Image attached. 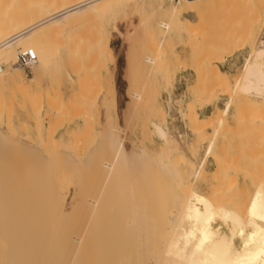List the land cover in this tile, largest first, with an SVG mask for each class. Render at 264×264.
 <instances>
[{
  "label": "rangeland",
  "instance_id": "obj_1",
  "mask_svg": "<svg viewBox=\"0 0 264 264\" xmlns=\"http://www.w3.org/2000/svg\"><path fill=\"white\" fill-rule=\"evenodd\" d=\"M110 1L112 0H109V2L107 1L108 3H104V2H102L103 4L98 3L94 8H89V11L88 9H85L86 11H88L85 14L81 15V13L85 12V10H82L73 15H70L64 19V23L52 27L51 35L48 39V45H47L48 46L47 57L49 58L45 57L50 61L47 60L45 64L41 65L40 67H32L28 75H26L25 71L21 67H18L15 64H11L8 61L2 63L3 64L2 67L5 69L8 68L10 70L13 67L18 68V71L22 76V82L24 85L27 83V79H30V77L31 78L34 77V79L36 80L35 81L36 86L34 88V91H32L31 93H27V96L26 95L20 96L15 94L11 88H6L5 86L0 85V137H1L0 172L3 171L6 172L7 170V172L10 173V175L12 176L22 171L25 174V176H27L26 179L28 181L32 179L29 181L30 183L24 182V184L32 186L35 194H37L40 191L37 195H39V197L41 198L44 195L46 196L49 194V196H47V201L49 200V202L47 203L50 204V206L53 207L54 210L57 208L55 213H58L60 208H61L60 212L61 211L65 212L67 210H70L74 206H76L77 208L83 203H88L86 202L87 198L90 199L91 197H93V195L94 196L98 195V193L103 189L104 192L106 193H104L102 190L99 195L100 197L102 196L101 198H104L103 199L105 201V203H103L104 210L101 209L102 205L99 203L101 205V207H99V210L100 211L103 210V211L97 212L98 217L104 211H105L104 214L102 213L103 215L102 214L101 215L102 216L106 215L104 217L105 218L107 217V219L111 218V216H109L111 213H112L111 215L118 214L119 216L121 215L120 217L116 215L119 218L123 216V218L130 217L129 219L131 220L134 219V222L136 221L137 223L135 222L133 224L132 221V223L130 224L138 227L141 225V223H145L144 221L142 222V220H144L145 215L148 211V213L151 214V215L149 214L151 218L147 216L148 219L150 220L147 219L145 220L150 221V224L152 226L156 225L155 227L158 228L159 223L161 224L160 221L162 220H158L157 223L155 222L156 221L155 219L159 216L158 219L161 218L164 221V218L170 217L168 216L169 215L168 213L171 211V209L169 208L172 207L168 206L169 199H167L166 204L168 203V205L164 204L163 202V206L169 208L165 207L166 209H164V207L162 205L161 206L163 207V210H165V212H167L166 211L167 209L169 210V212L166 213L165 216L161 214L160 216L159 213L160 212L162 213L163 210H161L162 209L161 206L158 207L159 202H157V200L159 199L161 200L162 198L161 196L164 195V193L162 194L160 191L162 188L159 190L160 193L158 194L160 195H159V199L158 197L156 198L157 200L155 199L157 194L156 195L154 194V191L156 192V190L151 189L149 194L148 188L156 187V189H159L157 187L159 184H163L167 182L169 179L175 177V171L182 172L183 170H186L187 161L190 160L191 162H193V166L196 167V165L202 161V158L205 157V155L203 156L204 154L203 145H205L206 143V138L205 137L202 138V143L200 148L198 146H195L194 145L195 134L191 132L189 130V127H187L186 125L189 124V121L191 119L190 116L194 114H196V116L198 117L197 124L206 123L205 121H207L208 118H206L205 116L214 114L216 106L221 108L225 100L227 99V96L229 95L228 89L230 90L232 88V85L230 84V86H228V88H226L225 91H221L222 93H219L218 91L220 89L219 83L217 82L216 84L215 81L213 82V79L215 78L214 80H216V77L212 79L211 78L212 76L209 75L212 71L211 70L212 67L214 65H217L221 70L225 71L230 78H235L236 76L240 75V69L244 64L245 58L248 56V53L249 52L251 53L250 51L251 49H249L251 47L249 45H245L239 49L233 48L231 49L232 51L230 50L231 51L230 53L223 55V57L220 59L221 62H216V59H214L215 57L213 56L212 53H205L204 51L203 47L204 44L206 43L205 40L206 38L205 39L203 37L189 38L188 37L189 35H187L183 30L179 29L177 31V27L181 28V24L179 22L168 20L169 19L167 15L168 9L170 5L177 4L176 0H172V1L129 0V2L128 0H123V1L113 0V2ZM120 1H122L121 2L122 5L118 6V3ZM184 16L190 19L194 18L192 15H184ZM180 20L182 21L183 19L181 18ZM139 21H141L142 23ZM160 21L168 22L169 27L167 29L161 28L158 24ZM257 31L259 32L258 33L256 32L254 35L256 37H254L255 39H253L254 40L253 41L254 44L252 43L253 47L259 46L258 39L261 28H259ZM148 33L149 35H145ZM150 35L151 37H153L152 40H150L151 43L152 42L154 43L153 46H152L153 43L151 44L150 41L149 43H146L148 42L147 41L148 37L151 38ZM145 36L148 37L146 38ZM194 38H196L197 40H195ZM193 40L195 41V43ZM28 41H29L28 39L22 38L20 40H16L15 43H26L27 45H30ZM156 43H157V47L159 46V48L157 47L155 48ZM147 44L149 45V47ZM194 45L196 46V48H194L195 47ZM19 49L22 48H18V50ZM135 49L136 51H134ZM201 50H203L204 52ZM154 54L156 55V57ZM198 54L201 55V57ZM6 56L10 57L13 61V58L11 57V51L6 53L5 57ZM147 57L151 58L154 62L148 61ZM1 59L3 60L4 57ZM46 63L47 66H45ZM201 63L205 64L204 65L205 69L204 72L202 73V75L205 74V76L197 77L196 74L193 71H191V69L199 68V66L201 67L202 66ZM209 78H211L212 81ZM197 83H199L200 85ZM196 84L198 85V87L196 86ZM200 89L201 91L207 90L208 96H206L204 99L205 103L199 107L198 106L195 107L193 110L194 113L192 115L190 114L189 116L188 111L185 109V103L189 99H191V97L194 96L195 93L197 94L200 91ZM213 92L215 95L213 94ZM134 93L136 94L134 95ZM140 101L143 103H141ZM139 102L140 104H138ZM258 105H260V102H254V101L250 102L243 94H241L238 91L235 92V94L233 95V100L229 114L227 116V120L225 121L224 125H222L223 128L220 129V135L216 141V145L218 147V151L215 154L216 157L215 155L213 156L207 155L204 161L203 168L198 172V174L194 178L192 173L194 172V170H188L187 173L189 175L187 174L186 177L182 178V181L180 183L181 187H184L182 185L188 184L189 182L188 187L193 188L194 190H196L197 192L203 195L211 196L212 191L214 192L217 190V188H221L223 186L225 187L227 185L226 187H229L234 194H242V198H244V201L240 203L241 205L240 208L243 209L245 202L247 201L248 197H250V193H252L253 191L252 189L257 187V184L264 181V160H262L264 159L263 158L264 131L262 132L261 130L264 128H261L260 125L262 124L263 121L262 119H264V117H261L259 114L258 115L260 117H257L258 115H256V109ZM250 106L252 107L250 108ZM236 113L238 114L237 116ZM161 114L163 115L161 116ZM239 115L241 116L239 117ZM250 121L254 124H252ZM260 121L261 123H259ZM236 122L237 125L239 124V126L236 125ZM155 123L161 124L162 130L165 132V137L167 139L170 140L171 135L177 137L176 140L179 141L178 142L179 144L185 146L188 155L185 156L183 151L180 148H178V145H176V143L174 142L169 143V145H165L161 137L154 131L153 124ZM258 126H260L259 131L262 132V134L260 133V136L259 133H257L258 131L254 130V129H258ZM107 127L109 128L111 134H114L112 136L115 139L117 140L119 139L121 141L123 151L128 156L130 162L132 164L134 163L133 165L140 166V164H143V161L141 163V160L144 159V161H146L148 165L150 164V167L151 165L153 166L156 165L158 168H160L158 169L157 167L154 166L156 169L159 170L160 173L154 167H153L154 169L152 168V171L149 168L150 170L149 171L148 168H146L147 165L145 166V163L140 167L138 166V168L132 165L133 167L126 168L125 171L122 170L125 173L124 172L121 173L122 175H120L121 177L120 182L121 183L124 182V184L121 185L119 183L120 185L119 186L117 183L113 184L114 181L113 182L109 181L112 185H108L109 183H107V181L100 179L102 180L101 182H103V184L100 185L101 182L98 180L101 177L94 175L95 173L92 172L95 171L94 167H96L99 164V161L102 158L107 159L110 156L109 153L112 154L111 149L108 148L111 152L109 150H108L109 152L107 151L106 142H105L104 134L106 133L105 130L107 129ZM207 132H211V127L207 129ZM247 133L249 136L247 135ZM3 137L5 139H3ZM20 138L22 139V141ZM26 139L31 144L28 143ZM4 140H6L7 143L3 142L4 144L3 145L2 141ZM15 140H17V142ZM248 140H250L251 143ZM13 142L15 143L11 144ZM20 143L21 144L23 143V147L26 150H28V145H30L29 148L31 153L33 155L35 154V157L36 155H38L37 158L40 161L37 162L35 160L36 162L30 163V165L27 163L29 167L27 166V164L23 166L24 168L20 167L19 164L20 160L18 161L17 159L18 157L17 154H19V152L16 151V146L14 147V145H21ZM5 144L6 145L8 144L7 145L8 148L6 147V149L8 150L6 151L4 150V147L6 146ZM255 145H257V147ZM1 146H3L2 151H1ZM31 147L35 148L36 150L33 148L31 149ZM63 147H65L66 150ZM241 149L243 150L247 149V150L242 151ZM62 150H64L65 152ZM245 151L248 154L249 153L250 154L248 155ZM4 153L7 154L4 155ZM20 154H19V159H22L24 156ZM89 154H92L95 159L93 168H91V166L89 167V165H85L84 163L85 158ZM54 155L57 158L54 157ZM131 155H133L132 157H137L138 159L139 158L141 159L143 157L144 158L141 159L139 161L140 163L138 162L139 163L138 164L137 161H134V159H132L133 162L131 161V159L129 158V156L131 157ZM69 156L74 158L72 159ZM164 156L166 158H164ZM188 156L190 157V159ZM66 157L69 159H67ZM110 157L111 159L113 158L112 155ZM9 158L11 162L9 161ZM75 158L76 160H74ZM216 158L219 159L217 160V162L220 161L219 162L220 165H218L217 167L214 164H212L213 162L216 161L215 160ZM52 159L56 161L53 162ZM57 159H60L61 161ZM166 159L170 160V162H168L169 175L170 173H173V177H171L172 176L171 175L170 178H168L169 177L168 175L165 176V174L168 173L165 172L168 170L164 171L165 170L164 168L159 167L160 163L163 167L164 160ZM223 159L227 161L225 162L223 161ZM175 160L178 162H175ZM161 161H163V163ZM7 162L8 163L10 162V165L14 164L15 167L19 165V169L18 167L15 168L12 167V165L10 166L9 164H6ZM37 163L40 165H38ZM68 164H70L69 165L70 167L68 166ZM255 164L259 168L256 167ZM128 166L129 165H127V167ZM76 167L79 168L76 169ZM125 167L123 166V168ZM134 167L135 170L133 171ZM139 168L142 169L140 172L137 171ZM13 169L16 170L13 171ZM17 169L19 170V172ZM162 169L165 173L164 174L162 172L163 176H165V180L167 181L164 180L163 183L162 182L159 183L160 181H162L161 179H164L163 176L161 178ZM24 170H27L28 172ZM125 175L127 176V178H125L126 177ZM123 178L124 181H121V179ZM13 180L16 179L14 178ZM217 180H218V185L216 183ZM14 182L17 183V180ZM155 182L156 183L158 182L159 184L157 183L158 184L157 185L155 184ZM104 183L106 184V186L104 185ZM169 183L171 184L170 180ZM173 183L177 184L176 181H174ZM37 185L38 187H36ZM103 185L105 187H103ZM107 185L109 187L111 186L112 188L114 186L115 187L114 190H116L117 188V191L119 192L116 191L117 193H115V191L111 187L110 189ZM94 186H96V188ZM142 186L144 188H142ZM166 186L170 188L169 184L168 185L166 184ZM166 186L164 187L165 189ZM119 187H121L122 189H120ZM159 187H163V185L162 186L159 185ZM175 187L177 188V185H175ZM96 189L97 192H94L96 191ZM109 189L113 190L114 192L109 191ZM138 189L140 190L148 189L146 191H148L149 196L150 195L152 196L154 194L153 198H151L152 200L150 201L152 202L155 199L153 203H151V205H153L154 208L153 206L150 207V205L147 206L148 204L146 203V201L143 202L144 200L143 198L146 197V196L144 197L143 193H145L146 191L142 192L143 194V198H142L141 194L138 193V192L141 193V191ZM165 189H162V191L165 192ZM124 190L126 192H124ZM135 190L137 191L138 194L136 193ZM152 191L153 194L151 193ZM110 192L114 193L115 195L120 194L119 196L123 198L124 201H122V199L119 198V196L117 195L112 196L114 194ZM101 194L103 195L111 194V195H109L110 198L108 200L107 195L106 197ZM166 194H168V196L170 197L169 193L166 192ZM166 194L165 196H167ZM145 195H147V192L145 193ZM140 196L141 198H139ZM44 198L46 199V197H43L42 199ZM139 199H143L142 201L140 200L141 203L143 202L142 203L143 205H145L146 203L145 205L146 208L150 207L151 209L149 210L147 208L146 210V208L144 207L146 211L140 212L144 210V208L143 205L141 206V203L139 205L140 202ZM81 200L82 202H80ZM145 200H147V198H145ZM56 202L59 203L60 205L57 204ZM116 203H120V204L116 205ZM111 205H113L114 208L116 207L115 209L113 208L114 211L116 210L115 213L114 211L110 212L113 210L112 209L113 206L111 207ZM120 205L121 206L123 205L125 210L122 207H121L122 209L119 208ZM139 208H141V210ZM119 209L120 211L123 210L127 211V213L123 211L121 212L122 214L121 213L119 214L120 212ZM136 210H140V211H136ZM135 211L136 213H134ZM149 211L154 212L153 214L154 217L152 216V212ZM156 211H158L159 213ZM106 213H108V215ZM155 213L157 214L155 215ZM49 214L50 215L52 214L51 211ZM124 214L128 216L126 215L124 216ZM102 216H100L99 218L100 219L103 218ZM152 218L153 220H155L154 221L155 223L151 221ZM167 218L165 219V221L167 220ZM74 219L76 220L78 218L75 217ZM74 219L72 218V220ZM140 220L141 222H139ZM71 222L67 221V224ZM168 222L169 220H167V223ZM217 223L220 224L221 230H223L226 234H229L227 225H225L221 221H217ZM75 224H78V222ZM64 225H66V223H64ZM151 225H149L150 231H152L151 229H155ZM73 226L74 225L71 224L70 227H72L73 229L72 231L74 232L75 227ZM79 227H81V224ZM167 227L169 228V226ZM163 228L164 226L162 227V230H159L161 229V227H159V229H155V233L158 235L159 234L158 232L160 231V236H161L162 234L163 235L166 234V232L164 233L161 231H165V230H167V232L169 231L168 228L167 229L165 228L164 230ZM69 230L71 229L69 228ZM149 230L145 231L146 240H147L146 241L147 243L146 242L145 243L148 245H149L148 239L149 238L153 239V237L150 236H152V233H154L152 232L151 235H149L150 233ZM135 234L136 232L132 231L131 235H134L135 237ZM131 235L130 237L133 238ZM147 235H149V237H147ZM166 236L168 235L166 234ZM158 237L159 235L156 238L154 237L156 239L155 240L156 242L159 243L160 241L161 243H163L166 241V238H164L163 240V237L161 236L162 239L160 240ZM156 242L152 241L151 245L149 246V248L151 247L153 249L152 250L150 248L151 253L153 252V254L151 253L148 254L150 250L149 248L147 249L148 245H145L142 256H144L145 253L148 251L147 254L145 255L146 257L144 256L143 258L149 259L150 257L151 259L146 262L153 261L152 255L154 256V254L156 255V253H160V251L157 252L156 250H154V248L157 249L161 248L160 250L164 249L163 244L165 243L161 244V246H163L161 247V246H155L158 245V243L156 244ZM234 244L236 247L239 246L240 238L236 237V240L234 238ZM161 253H163V250ZM159 255H158V259H159ZM155 259L157 260V258Z\"/></svg>",
  "mask_w": 264,
  "mask_h": 264
},
{
  "label": "bare ground",
  "instance_id": "obj_2",
  "mask_svg": "<svg viewBox=\"0 0 264 264\" xmlns=\"http://www.w3.org/2000/svg\"><path fill=\"white\" fill-rule=\"evenodd\" d=\"M107 1L109 2V0H0V52H2V53H0V59L4 57V59L3 60L1 59V61H0V85L5 86L6 88H11L15 94L20 95V96H24V95L27 96V93H31L32 91H34V88L36 86V82H35L36 80L34 79V77L33 78L30 77V79H27V83L24 85L22 82V76H21L20 72L18 71V68L13 67V68H11L12 70L11 69L9 70L8 68L5 69L2 67L3 66L2 63L5 61L6 62L8 61L11 64H15L16 66H18V64H17L18 51L30 50L33 52V54L36 58L35 63L32 65V67H40L41 65H44L47 60L50 61L49 59H46V58H49V57H47V52H48V46L47 45H48V39L51 35L52 27H54L55 25H59V24L64 23V19L70 15H73V14H75L79 11L85 10V9H88V11H89V8H94L98 3H100V4H103L102 2L108 3ZM122 1H120L119 3L117 2L118 6L122 5L121 4ZM158 1H160V0H158ZM169 1H172V0H169ZM110 2H113V0ZM128 2H129V0H128ZM117 3H116V5H117ZM116 5H114V6H116ZM88 11L85 10V12L81 13V15L85 14ZM91 11H93V10H91ZM78 14H80V13H78ZM167 15H168L169 21L173 20V21H177L181 24V28L177 27V31L179 29L183 30L187 35H189L188 36L189 38H191V37H198V38L203 37L204 39L206 38L205 39L206 43L204 44V47H203L204 51H205V53H212L213 56L215 57L214 59H216V62H221L220 59L223 57V55L230 53L232 51L231 49H233V48L239 49L245 45H249L251 47V48H249V49H251L250 50L251 53L249 52L248 56H247L248 58L247 57L245 58L244 64H243L242 68L240 69V75L236 76L235 78H230L227 75V73L225 71L221 70L217 65H214L212 67V69H211L212 71L209 74L212 77L211 76H208V77H211L212 79L214 77H216V80H214L215 79L214 78L213 82L215 81L216 84H217V82L219 83V88H220L218 90L219 93H222L221 91H225V89L228 88V86H230V84L232 85V88L230 90L228 89L229 95L227 96V99L225 100L223 106L221 108H219L215 105L216 106L215 113L211 114L209 116L208 115L205 116L206 118H208L207 121H209V122L205 121L206 123L197 124L198 117L196 116V114L192 115L194 113L193 110L195 107H197V106L199 107L205 103L204 99L206 96H208L207 90L201 91V89H200V91L197 94L195 93V95L192 96L191 99H189L185 103V109L188 111L189 116H190V114L192 115V116H190L191 119L189 121V124H187L186 126L189 127V130L195 134L194 145L198 146L200 148L201 143H202V138L203 137L206 138V143H205V145H203V152H204L203 156L205 155V157L202 158V161L199 162L196 165V167H194L193 162H191L189 160L190 159V157H189L190 155H189L188 156L189 161L186 162V164H187L186 170H183L182 172L175 171V177L172 178L173 180L169 179L171 181V184L169 183V180L168 181L165 180L166 175L169 176L168 178H170L171 175H172L171 177H173V173H170V175H169V170H168V164H169L168 162H170V160L166 159V160H164V163H163V161H161L164 164L163 167H162L161 163L160 164L157 163V164H159V167L164 168L165 169L164 171L168 170L165 172V173H167V172L168 173L165 174L163 169H162L161 178L163 176V173L165 174V176H163L164 179H161L162 181H160V179H159L160 182L159 181L158 182L163 183V181L165 180L168 183L165 182L163 184H159L157 182L160 186L163 185V187H159V185L155 182V184L158 185L157 187L159 189H156V187L155 188L150 187V188H148L149 190L148 189H142V190L138 189L141 191V193L140 192H138V193L141 194L142 198H143V194H144V197L146 196L145 198H147V200H145V198H143L144 200L139 199V201L140 200L141 201L143 200V202L146 201V203L148 204L147 206L150 205V207L153 206V205H151V203H153V201L157 197L159 199L160 194H158V193H160V191L162 194L164 193V195H163L164 197L161 196L162 197L161 200H163V201H161L160 199H159L160 201L156 199L157 202H159V204L161 203L160 205L158 204V207L161 205L163 206V202H164V204H166L167 199H169V202H168L169 205H168V203L166 205H168L172 208H169L166 206H163V207H164V209L169 208V209H171V211L169 212V210L167 209L166 210L167 212H165V210H163V207L161 206L162 207L161 210H163L162 211L163 214L159 210L158 211L160 213L158 211H156V212H158L159 215L161 214L164 216L166 215V213L169 212L168 216H170V217H168V218L166 217L167 220H169V222L167 223V220L165 221L166 218H164V221L161 218L158 219L159 216L157 215L158 217L156 219L154 218L156 221L153 220V218L151 221L153 223H155L158 220H162L160 222L163 225H161L159 223V227H161V229H159V227L156 228L155 227L156 225L152 226L150 224V221L145 220V219L150 220V219H148V217H150L149 216L150 213H148V211H147L148 214L146 213L145 218L143 215L144 220L141 219L142 222L144 221L145 223H141V225L138 227L130 224V223H132V221H133V224L136 222V221L134 222V219H132V220L129 219L130 217L123 218V216H122L121 218H119L121 215L119 216L118 214H113L114 215L113 216V215H111L112 214L111 213L109 215V216H111V218L107 219V217L106 218L104 217L106 215L102 216L105 211L102 212L103 214L101 213L102 215L100 214V216L103 217L100 219L99 218L100 216L98 217L97 212L98 211L101 212L104 210L103 209V203H105V201L103 200L104 198H101L102 196L100 197V195H99L100 192L103 190L102 187H101L102 190L98 193V195H96V196L93 195V197L90 196L91 197L90 199L87 198L86 202H88V203H83L80 206H78L77 208H76V206H74L75 208L72 206L73 208H71L70 210H67L65 212L64 211L60 212V210H61V208H60L59 212L57 211L58 213H55L57 208L54 210L53 207H51L50 204L47 203V202H49V200L47 201V196H49V194L46 196L45 195L43 196V194H42L43 197H46V199L45 198L42 199L43 197L41 198V197H39V195H37L40 191L39 192L37 191L38 193L35 194L32 186L25 185L24 182L25 183L29 182L32 179H30L28 181L26 179L27 176H25V174L22 171L19 172V170H18L19 165H18V166H16V167H18V169H17L19 172L18 174L16 173V174L11 176L10 173L7 172V170H6V172L5 171L0 172V264H264V181L260 182L261 183V184L259 183L260 185L257 184V187L252 189L253 191H252V193H250V197H248L247 201L245 202L244 207L242 206L243 209L240 208V206H241L240 203H242L244 201V198H242V194H234L229 187H226L227 185L225 187L223 186L221 188H217V190L214 188L216 191H214V192L212 191L213 194L211 193V196L203 195V194L197 192L196 190H194L193 188L188 187L189 182H188V184H185V185L183 184L182 186H184V187L180 186L182 178L186 177V175L188 174L187 173L188 170H194V172L191 171L193 173V178H194L198 174V172L203 168L206 156L207 155L213 156L217 153L218 147L216 145V141L219 138L220 129L223 128L222 125H224L225 121L227 120V116L229 114L230 107H231L232 100H233V95L235 94L236 91L243 94L248 99V101H250V102H252V101L260 102V105H258V107L256 109V115L259 114L261 117H264V45H262V43H260L259 39H258L259 46L258 47L252 46L254 44L253 39H255L254 37H256V36H254L255 33L259 32V31H257L259 28H261V30H262V21L264 18V0H246V1L245 0H177V4L170 5ZM184 15H192L194 18L190 19L188 17H185ZM181 18L183 19L182 21L180 20ZM139 22H141V21H139ZM158 24L163 29H167L169 27L168 22L160 21ZM56 28H57V26H56ZM180 32H182V31H180ZM152 33H151V35H152ZM260 34H261V31H260ZM260 34H259V36H260ZM145 35H149V33L145 34ZM151 35H150V37H151ZM153 36H154V34H153ZM145 37L147 38L148 36H145ZM22 38L28 39L29 40L28 42L30 43V45H27L26 43H15L16 40H20ZM146 38H145V40H146ZM152 38L153 37H151V38L148 37V39H147L148 42H146V43H149V41L152 40ZM194 39L197 40L196 38H194ZM205 40H204V42H205ZM159 41H161V40H159ZM143 43H145V42H143ZM150 43H151V41H150ZM194 43H195V41H194ZM153 45H154V43L152 44V46ZM155 45H156L155 46V48H156L157 43ZM198 46H200V45H198ZM148 47H149V45H148ZM18 48H22V49L18 50ZM157 48H159V46ZM194 48H196V46ZM9 51H11V57L13 58L14 62L12 61V59L10 57H7V56L5 57V54L8 53ZM134 51H136V49ZM201 51H203V50H201ZM40 52H42V53H40ZM135 54H136V52H135ZM155 54H156V52H155ZM200 54H201V52H200ZM207 55H206V57H207ZM199 56L201 57V55H199ZM155 57H156V55H155ZM154 59H156V58H154ZM210 59H211V57H210ZM147 60L150 62L153 61L151 58H148V57H147ZM194 60H195V58H194ZM47 63L45 66H47ZM201 64H202L201 67L199 66V68H192L191 69V71H193L197 77L198 76L199 77L205 76V74L202 75V73L204 72V69H205V66H204L205 64L204 63H201ZM207 64H208V62H207ZM211 78H209V79H211ZM212 79H211V81H212ZM197 84H199V83H197ZM197 84H196V86L198 87ZM196 89H194V90H196ZM142 90H143V88H142ZM135 94L136 93H134V95ZM140 94H142V93H140ZM213 94H214V92H213ZM132 95H133V92H132ZM137 95H139V94H137ZM258 100H260V101H258ZM140 102L138 104H140ZM141 103H143V102H141ZM252 106H250V108ZM254 106H255V104H254ZM149 108H150V105H149ZM247 109H249V108H247ZM252 110H253V108H252ZM243 113H244V111H243ZM150 114H152V113H150ZM252 114H254V113H252ZM162 115L163 114H161V116ZM237 115L238 114L236 113V116ZM259 115L257 117H260ZM240 116L241 115H239V117ZM251 117H253V116H251ZM262 120H263L262 124H260V125H261V128H264L263 127L264 119H262ZM236 121H237V119H236ZM201 122H203V121H201ZM247 123H248V121H247ZM259 123H261V121ZM252 124H254V123H252ZM236 125H237V122H236ZM237 126H239V124ZM209 127H211V132H207V129ZM153 128H154L155 133H157L161 137V139L163 140V143L165 145H169V143L174 142V143H176V145H178V148H180L183 151L185 156L188 155L187 154L188 152L186 151L185 146L182 144H179L178 143L179 141L176 140L177 137L171 135L170 140L165 137V132L162 130L160 123L153 124ZM259 129H260V126H258V129H254V130L258 131L257 133H259V136H260V133L262 134L264 129H261L262 132H260ZM237 130H239V129H237ZM256 131H255V133H256ZM105 132H104L105 133L104 135H105V142H106L107 151L109 149H111L112 154L109 153V155L110 156L112 155L113 158L111 159L110 156L107 159L102 158L99 161V164L97 163L98 165L96 167H94V160L95 159H94L92 154H89L85 158L84 163H85V165H89V167L91 166V168L94 167L95 171H93L92 173H95L94 175L101 177V178H99L98 181L101 182L102 180H100V179H103L104 181H107V183H109L108 185H112L109 181H112V182L114 181L113 184L117 183L119 185V183H120L122 185V184H124V182L123 183L120 182V178H121L120 175H122L121 173L124 172L126 168H129V167L131 168L133 166L138 168L139 165H133L134 163L132 164L130 162V160L128 159V156L123 151L121 141L119 139L118 140L115 139L112 136L114 134H111L108 127L105 130ZM141 133H142V131H141ZM247 135H248V133H247ZM4 137H3V139H5ZM0 139H1V137H0ZM15 141L17 142V140H15ZM21 141H22V139H21ZM23 141H25V140H23ZM248 141L250 142V140H248ZM3 142H6V140L2 141V144H3ZM14 143L15 142H13L11 144H14ZM28 143H30V142L28 141ZM7 145L4 147L5 151L8 150V149H6ZM26 145H27V143H26ZM258 145H260V144H258ZM15 146H16V151H18L19 154L21 153L20 155H23L25 157V158L23 157L24 159L22 157H20L22 159H19V154H17V156H18L17 159H18V161L20 160L19 161L20 167L25 166L27 163L30 165V163L40 161L37 158L38 155H36V157H35V154L33 155L31 153L30 148H29L30 145H28V150H26L23 147V143L21 145H14V147ZM24 146H25V144H24ZM255 146L257 147V145H255ZM2 147L3 146H1V151L3 149ZM92 147H94V146H92ZM243 147H244V145H243ZM32 148L33 147H31V149ZM63 148L65 149V147H63ZM172 148H173V146H172ZM12 149H13V147H12ZM33 149H35V148H33ZM9 150H11V149H9ZM104 150H106V149H104ZM192 150H193V148H192ZM225 150H227V149H225ZM241 150L244 151L247 149H244V150L241 149ZM62 151H64V150H62ZM219 151H221V150H219ZM67 153H68V151H67ZM6 154L4 153V155H6ZM94 155H95V153H94ZM132 156L133 155H131V157ZM157 156H158V154H157ZM54 157H56V156L54 155ZM107 157H108V155H107ZM131 157L129 156L131 161H132V159H134V161H137V163L141 159L144 158L143 157L141 159L140 158L138 159L137 157H132V158ZM166 157H167V155H166ZM166 157L164 156V158H166ZM215 157H216V155H215ZM70 158H72V157H70ZM162 158H163V156H162ZM221 158H222V156H221ZM62 159H63V157H62ZM67 159H69V158H67ZM72 159H70V160H72ZM127 159L129 162L127 161ZM183 159H184V157H183ZM41 160H42V158H41ZM57 160H60V159H57ZM74 160H76V158ZM74 160H72V161H74ZM215 160L216 161L213 162L212 164H214L217 167L218 165H220L219 164L220 161L217 162V160H219L218 158H216ZM262 160H264V159H262ZM9 161H10V158H9ZM52 161L54 162L56 160L52 159ZM142 161H143V164L145 163V166L147 165L146 168H148V170L150 168L152 171V168L154 166L157 167L156 165H154V166L151 165V167H150V164L148 165V163L146 161H144V159L141 160V163H142ZM223 161H225V160L223 159ZM251 161H252V159H251ZM10 162L9 163L7 162L6 164L10 165ZM77 162H78V160H77ZM124 162H126V163H124ZM175 162H178V161L175 160ZM243 162H244V160H243ZM28 164H27V166H28ZM78 164H79V162H78ZM143 164H140V166ZM38 165H40V164H38ZM47 165H48V163H47ZM66 165H65V167H66ZM69 165L70 164H68V166ZM125 165H126V167H125ZM127 165H129V166L127 167ZM77 166H79V165H77ZM123 166L125 168H123ZM255 166H256V164H255ZM12 167H15L14 164L12 165ZM135 167H134V169L132 168L133 171L135 170ZM256 167H258V166H256ZM78 168L79 167H76V169H78ZM84 168H82V169H84ZM141 168H139L138 170L136 169V170L140 172L142 170ZM169 168H171V167H169ZM34 169H35V167H34ZM158 169H160V168H158ZM158 169H156V170H158ZM8 170H9V168H8ZM15 170L16 169H13V171H15ZM122 170H124V171H122ZM156 170H154V171H156ZM24 171H27V170H24ZM139 172H136V173H139ZM158 172H159V170H158ZM78 174H80V173H78ZM14 178L17 180V183L14 182V181H16V180H13ZM125 178H127V176ZM159 178H160V176H159ZM33 180H34V177H33ZM121 181H124V178L121 179ZM172 181L173 182L176 181L177 184L173 183ZM97 183H99V182H97ZM105 183H104V185L106 186ZM216 183L218 185V180ZM101 184H103V182H101L100 185ZM166 184L167 185L169 184L170 188H168L166 186ZM223 184H224V181H223ZM104 185H103V187H105ZM175 185H177L178 190L175 187ZM97 186H99V185H97ZM165 186H166V189L164 188ZM255 186H256V184H255ZM36 187H38V185ZM94 187L96 188V186H94ZM79 188H80V186H79ZM119 188L122 189L123 186H122V188L121 187H119ZM142 188H144V187L142 186ZM161 188L165 189V192L162 191ZM37 189H40V188H37ZM97 189L94 192H97ZM110 189H109V191H112V192L115 191V193L119 192V191H117V188H116V190H114L115 189L114 186L112 188L114 191L110 190ZM151 189L156 190V192L158 191L157 193L154 191V194L155 195L157 194L158 196L157 195H156V197L154 196L155 199L152 202H150V201L152 200L151 198H153L154 194L152 191L151 193L153 195L149 196ZM107 190H108V188H107ZM107 190H105V191H107ZM146 190L149 191V194H148V191H146ZM145 191L147 192V195H145V193H146ZM103 192H104V190H103ZM112 192H110V193H112ZM124 192H126V191L124 190ZM142 192H145V193L142 194ZM166 192L170 194V197L168 196V194H166ZM104 193H106V192H104ZM136 193H137V191H136ZM77 194H78V192H77ZM112 194H114V193H112ZM165 194L167 196H165ZM101 195H103V194H101ZM106 195L108 196V200H109V198H110L109 195H111V194H109V195L106 194ZM106 195H103V196H106ZM116 195L119 196L120 194L119 195L116 194ZM116 195L114 194L112 196H116ZM141 196L139 198H141ZM87 197H89V196H87ZM149 197H150V199H149ZM80 198H82V197H80ZM119 198H121V197L119 196ZM124 198H125V196H124ZM163 198H165L166 200ZM58 199H60V198H58ZM77 199H78V197H77ZM121 199H122V201H124L123 198H121ZM121 199H120V201H121ZM101 200H103L104 202ZM136 200H138V199H136ZM141 201L139 202V205H140ZM80 202H82V200ZM99 203L102 205L101 209H103V210H101V211L99 210V207H101V205ZM120 203H116V205L120 204ZM142 203H141V206L143 205ZM146 203H145V205H146ZM57 204H59V203H57ZM145 205H143V208L144 207L146 208ZM112 206L113 205H111V207ZM135 206H136V204H135ZM69 207H70V205H69ZM104 207H105V205H104ZM121 207L125 210L123 205L122 206L120 205L119 208H121ZM150 207H147V208L150 210L151 209ZM113 208H114V206L112 207V209ZM145 208L142 211H140L141 208H139L140 210H136V211L143 212V211L147 210V208H146V210H145ZM153 208H154V206H153ZM50 209H53L54 211L50 210ZM108 209H109V207H108ZM114 209L112 211H110V210L109 211L113 212ZM49 210L52 213L51 215L49 214L50 213ZM115 211H114V213H115ZM119 211H120V209H119ZM123 211H120L119 214ZM136 211L134 213H136ZM106 212H108V211H106ZM124 212L127 213V211H124ZM149 212H152V211H149ZM164 212H165V214H164ZM106 214L108 215V213H106ZM128 214H130V213H128ZM153 214H154V212H152V216H153ZM156 214L157 213H155V215ZM84 215L86 216V218ZM116 215L119 217H117ZM125 215L126 214H124V216ZM126 216H128V215H126ZM133 216H134V214H133ZM67 217H69V218H67ZM75 217L78 219L80 218L81 220L80 219H79V221H78V219L75 220L74 219ZM72 218L74 220H72ZM139 218H141V217H139ZM139 218H137V219H139ZM141 220L139 222H141ZM67 221L68 222L72 221V222L67 224ZM217 221H221L225 225H227V229H228L229 234H226L223 230H221V226H220V224L217 223ZM77 222H78V224L80 222L81 227H79L80 224L79 225L75 224ZM148 222H149V224H148ZM165 222H166V225L169 226V228L165 225ZM64 223H66V225H64ZM69 224H70V226H71V224L74 225L73 227H75V229H76V230L74 229V232L72 231L73 229H72V227L69 226ZM136 225H138V224H136ZM149 225H151L155 229H159V230H162L163 226H164L163 230L165 228L166 229L168 228L169 234H168L167 230L161 231L164 233L166 232V234L168 235V236H166V234L161 235L163 237V240H164V238H166L165 242L162 241L165 244L161 243L160 241H159V243H160L159 244L158 242L155 241L156 240L155 238L158 235H159L158 238L160 240L162 239V237L160 236V231L158 232L159 234L157 235L155 233V229H151L152 231L149 230ZM64 226H66L67 229ZM68 227L71 230H69ZM222 229H223V227H222ZM147 230H149V232H150V233L148 232L149 235H151L152 232L155 233V234L152 233V236H150V237H153V239L152 238L148 239L149 245L146 244L147 240H146V235H145L146 232L145 231H147ZM132 231L136 232L135 237H134V235H131ZM130 235L133 238H131ZM149 235H147V237H149ZM236 237L240 238V244L237 247L234 244V238L236 240ZM151 239L153 242H156V244L158 243V245H155V246H161V244H163L164 249H162L163 253H161L162 252V250H160L161 248L157 249V248H154L155 247L154 246L153 247L154 250H156L157 252L160 251V253H156L157 256L155 254H154V256L152 255L153 261L146 262L148 260H151L149 256H147V257H149V259L143 258L147 254L148 251L145 253L144 256H142V255L144 252L145 245H148L147 249L151 245V243H152ZM163 246H161V247H163ZM150 248H149V250H150ZM150 253H151V250H150V252H148V254H150ZM151 254H153V252ZM159 254H162V255H159ZM158 255H159V259H158ZM154 257L157 258V260Z\"/></svg>",
  "mask_w": 264,
  "mask_h": 264
},
{
  "label": "built area",
  "instance_id": "obj_3",
  "mask_svg": "<svg viewBox=\"0 0 264 264\" xmlns=\"http://www.w3.org/2000/svg\"><path fill=\"white\" fill-rule=\"evenodd\" d=\"M259 42L262 43V45H264V18L262 21V30L259 36ZM35 60L36 58L32 51L30 50L18 51L17 64L25 71L26 75L30 73V69L32 65L35 63Z\"/></svg>",
  "mask_w": 264,
  "mask_h": 264
}]
</instances>
